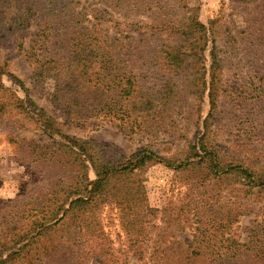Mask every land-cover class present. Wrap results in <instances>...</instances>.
Here are the masks:
<instances>
[{
  "label": "trees",
  "instance_id": "obj_1",
  "mask_svg": "<svg viewBox=\"0 0 264 264\" xmlns=\"http://www.w3.org/2000/svg\"><path fill=\"white\" fill-rule=\"evenodd\" d=\"M241 1L256 12L240 35L246 55L262 60L264 81V0ZM96 4L126 17L147 16L154 34L110 32L94 14L109 11L92 8ZM31 23L38 32L25 56L37 84L54 78L49 101L63 121L38 107L24 84L0 66V111L11 107L50 140L47 145L18 144L17 159L35 174L23 192L0 200V264H89L94 259L100 264H264V219L259 218L246 240L235 231L240 216L252 211L242 202L250 196L233 199L229 207L211 201L203 189L233 178L235 190L257 199L264 193L263 167L221 155L205 141L211 114L180 162L146 147L117 159L65 129L68 122L99 118L123 132L154 134L174 121L170 111L180 113L203 91L214 102L219 61L212 29L199 19L198 10H191L187 0H95L86 6L79 0H0V33ZM250 26L257 32L245 40ZM3 75L23 97L3 85ZM153 164L179 175L194 174L203 190L201 200L191 193L185 206L148 205L141 173ZM106 203L119 209L121 246L100 223L99 210ZM183 210L191 219L181 218ZM185 220L192 227L188 245L176 238Z\"/></svg>",
  "mask_w": 264,
  "mask_h": 264
},
{
  "label": "rangeland",
  "instance_id": "obj_2",
  "mask_svg": "<svg viewBox=\"0 0 264 264\" xmlns=\"http://www.w3.org/2000/svg\"><path fill=\"white\" fill-rule=\"evenodd\" d=\"M79 1L85 6L95 2ZM187 4L191 10L197 9L199 19L212 29L213 50L219 61L216 100L213 102L208 98L207 90L203 91L198 100L190 99L191 103L185 105L180 113L170 111L174 121H171L169 127L154 134L123 132L99 118L68 122L65 129L77 138L102 146L107 155H114L117 159L128 158L139 148L146 147L162 157L180 162L188 157L189 145L197 142L203 131V121L211 114V132L205 141L221 155L234 157L253 168H264V81L263 72L260 71L263 70V62L251 56L253 53L246 55V42H243L240 35L247 28L246 20L253 18L256 12L251 9L252 4H245L241 0H187ZM92 8L109 11L99 14L98 10H94V14L105 21L104 28L110 32L120 29L125 33L129 30L134 36L139 33L154 34L149 29L150 18L147 16L133 14L126 17L100 4L93 5ZM37 32L36 25L31 23L25 29L13 33H0V66L24 84L38 107L62 122L59 111L54 110L49 101L54 78L47 77L37 84L25 56V51ZM255 32L257 31L250 26L244 36L245 40L253 39L254 37L249 36ZM211 50L212 44L209 42L204 53L206 73L211 64ZM1 82L17 90L21 97L24 96L18 85L7 75L2 76ZM3 100L0 97V102ZM41 132L40 128L11 107H7L5 112L0 111V200L11 199L23 192L27 182L33 179L35 171L28 170L17 159L18 144L23 146L35 142L47 145L50 140ZM89 179H95L92 170L89 172ZM141 181L148 205L158 209L167 205L172 208L185 206L191 193H194L195 199L201 200L203 192L197 186L194 174L179 175L160 164L148 165L141 173ZM233 185L234 179L228 178L208 183L203 189L210 192L211 201L220 200L229 207L233 199L250 196V199L243 198L242 202L250 205L252 211L240 216L235 225L237 236L246 240L259 218L264 219V193L257 199L254 195L245 194V191L235 190ZM172 213L174 215V210ZM184 213L183 210L182 219H191ZM99 219L103 230L113 239L114 244L121 246L124 237L118 207L103 204L99 210ZM187 223L185 220V223L180 224L181 228L176 232V238L185 245L192 241V227H188ZM89 264L100 262L94 259Z\"/></svg>",
  "mask_w": 264,
  "mask_h": 264
}]
</instances>
